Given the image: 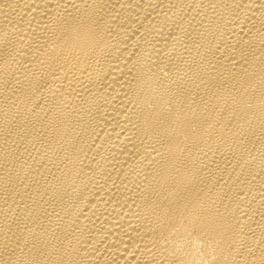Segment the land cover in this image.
I'll return each mask as SVG.
<instances>
[{
	"label": "bare ground",
	"instance_id": "obj_1",
	"mask_svg": "<svg viewBox=\"0 0 264 264\" xmlns=\"http://www.w3.org/2000/svg\"><path fill=\"white\" fill-rule=\"evenodd\" d=\"M0 264H264V0H0Z\"/></svg>",
	"mask_w": 264,
	"mask_h": 264
}]
</instances>
